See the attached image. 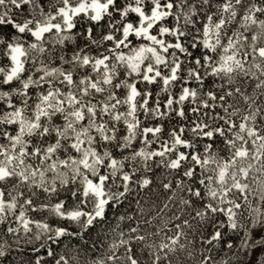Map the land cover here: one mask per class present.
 Returning <instances> with one entry per match:
<instances>
[{"label": "snow or ice", "instance_id": "obj_1", "mask_svg": "<svg viewBox=\"0 0 264 264\" xmlns=\"http://www.w3.org/2000/svg\"><path fill=\"white\" fill-rule=\"evenodd\" d=\"M0 264H264V0H0Z\"/></svg>", "mask_w": 264, "mask_h": 264}]
</instances>
